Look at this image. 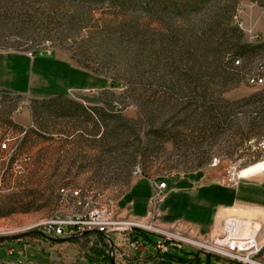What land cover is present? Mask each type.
I'll return each mask as SVG.
<instances>
[{"label": "rangeland", "instance_id": "1", "mask_svg": "<svg viewBox=\"0 0 264 264\" xmlns=\"http://www.w3.org/2000/svg\"><path fill=\"white\" fill-rule=\"evenodd\" d=\"M143 2L144 0H131L129 6L133 11L127 13L129 19L137 18L140 24L148 21ZM251 4L256 5L250 0H240L235 21L241 29L246 28L242 22L243 11L248 12ZM113 6L107 2L102 6L100 3L93 4L96 8L94 16L76 34L77 31L68 29L67 21L65 22L75 10L64 0H14L8 4L5 0H0V83L13 84V87L6 89L23 93H11L0 88V238L35 232L42 229L39 225L45 220L71 221L79 211L83 213L79 206L60 200L61 188L81 190L88 206H92L85 212L94 213L96 210L103 211L106 203H118V199L124 194L119 202L120 208L132 204L133 212L141 214L143 212L138 209H145V199L149 195L146 213L135 216L143 217L150 210L155 184L163 182L169 190L171 183L183 179L190 180L195 185L218 182L231 186L224 183L230 168L235 167L240 173L256 164L264 165V128L247 127L243 123L232 128L222 126L219 134L213 138L207 135L201 138L180 129L179 136L173 141H152L148 144V127L141 117L138 90L137 95L128 93L129 84L123 75L124 67L114 62L102 65L103 55L96 50L102 35L107 31L111 32L114 24L123 19V14ZM17 20L26 24L13 25ZM244 41L255 44L258 39L252 33L250 39L244 35ZM81 52L85 53V57H82ZM76 60L88 68L82 69ZM259 62H264V53L250 62L245 72H255ZM110 82L118 83L117 87L111 88ZM72 85L94 89L71 91L67 99L86 110L101 108L105 111H119L124 120L135 128L141 143L136 135H130V151L124 149L119 157H111L104 152L101 142H98L103 127L93 137L96 130L90 122L68 120L44 113L38 115L37 110L32 115L30 109L33 100L46 99L55 95L53 93H65ZM263 86L249 85L243 77L223 97L229 101L240 100L263 92ZM240 106L242 107L238 111L250 110L244 103ZM10 122L16 126H12ZM78 127L84 130L83 135L78 133ZM239 128L242 129V135L238 134ZM245 135L250 136L249 139L243 140L242 136ZM4 144L6 148H3ZM131 152L136 156V161L125 180L129 160L126 155ZM137 168L141 172L139 177L149 179L152 184L134 177ZM135 178V185L128 191ZM183 196L180 193L172 194L171 202L166 204L172 208L171 212L166 209V205L159 207V212L166 213L164 220L183 217L180 205ZM237 216L247 220L251 229L260 230L259 238L263 241L262 215ZM229 222L237 228L236 221ZM159 223L163 226L154 229L161 228L176 234L175 236L201 241L183 234L178 227L164 225L161 214ZM176 223L184 227L193 226L182 221ZM231 224L227 226L233 228ZM221 227L222 224V232L225 226ZM202 228L204 233L206 224ZM96 234L108 242L104 234L95 231L60 243L28 234L20 238V241L14 239L0 242V260L15 263L21 258L23 264H90L88 259L92 253L89 247L100 241ZM111 238L114 242L121 243L117 237ZM152 240L156 241V237L152 236ZM108 245L110 249L109 242ZM10 247L14 248L15 253L9 257L6 249ZM121 247H126L125 257H129V254L135 256L134 250L127 249V246ZM145 250L150 255L156 253L150 244L145 246ZM118 252L115 251L116 264H123ZM174 252L180 254L178 250ZM136 256L142 257L139 264H157L144 255ZM209 264L239 263L211 256Z\"/></svg>", "mask_w": 264, "mask_h": 264}, {"label": "trees", "instance_id": "2", "mask_svg": "<svg viewBox=\"0 0 264 264\" xmlns=\"http://www.w3.org/2000/svg\"><path fill=\"white\" fill-rule=\"evenodd\" d=\"M11 1L14 0H5L7 4ZM64 1L75 10L65 22L68 29L77 31L76 34L94 16L96 8L93 4L100 3L102 6L107 2L123 14V19L114 24L111 32L102 35L96 50L103 55L102 65L114 62L124 67L128 93L137 95L138 90L141 117L148 127V144L152 141H173L179 136L180 129L201 138L204 135L213 138L222 126L232 128L243 123L247 127L264 128V88L263 92L236 101L223 97L243 77L246 79L248 74L245 70L250 62L264 53V41L259 40L255 44L244 41V32L235 21L240 0H144L148 21L143 24L137 18H128L127 13L133 11L129 6L131 0ZM250 1L264 8V0ZM7 18L9 20V16ZM25 24L17 20L13 25ZM152 24H157V27ZM84 54H81L82 57H85ZM76 61L82 69L88 68ZM117 85L110 82L111 88ZM67 97L56 95L33 100L32 115L37 110L38 115L44 113L90 122L96 130L93 137L103 127L98 142L111 157H119L124 149L130 151V135H136L141 143L135 128L124 120L119 111L101 108L86 110ZM242 103L250 110L238 111ZM10 124L16 126L12 122ZM239 130L238 134L242 135V129ZM77 131L82 135L85 133L81 127ZM249 137L242 136L243 140ZM126 157L129 160L125 180L136 161L132 152ZM96 235L100 241L89 247L92 255L88 261L110 264L108 242ZM152 236L144 232L131 234L132 239L143 245H152ZM174 251L151 256L159 264H209L211 257L210 254L185 248L178 249L180 254Z\"/></svg>", "mask_w": 264, "mask_h": 264}, {"label": "built area", "instance_id": "3", "mask_svg": "<svg viewBox=\"0 0 264 264\" xmlns=\"http://www.w3.org/2000/svg\"><path fill=\"white\" fill-rule=\"evenodd\" d=\"M258 39V37L256 36ZM259 40V39H258ZM239 64V61H236ZM246 82L252 86L264 85V62H259L256 66L255 72L250 73L246 77ZM6 145L4 144V147ZM141 176L140 169L137 168L134 177ZM240 179L238 170L235 167L227 171L224 183L234 186ZM154 196L151 199V207L146 216L135 217L130 212H122L118 203L109 202L104 205V211L85 212L89 207L85 196L81 190H71L69 188H61L59 190L60 200L62 202L79 206L77 216L74 220L63 221L53 220L52 222L43 223L42 229L38 230L48 235L49 237L68 239L74 237H81L86 232L95 231L102 233L108 237H118L121 246H127V249L139 252V255H144V246L138 241L131 238L134 232H144L156 237L153 242V247L156 253L165 254L171 250H178L181 248L199 251L202 253L210 254L217 258H222L231 262L239 264H264V239L260 240V230H253L247 220L238 217L226 218L225 221H236L237 232H219L216 235H203L201 236L197 231L190 227H184L180 223H173L170 225L172 228L178 227L183 234L193 236L200 239V242L195 240L185 239L176 234L166 232L158 226H163L159 223V203L164 198V191L166 189L165 183L154 185ZM90 210V209H89ZM159 224V225H157ZM27 234H33L27 233ZM15 237V236H14ZM112 239V238H111ZM19 240L20 239H15ZM114 246L116 243L112 239ZM118 249V255L123 256L122 250ZM116 251V250H115ZM19 252V251H18ZM15 253L14 248H7V256H13ZM21 253V252H19ZM0 264H23L21 258H18L15 263H9L0 260ZM159 264V263H157Z\"/></svg>", "mask_w": 264, "mask_h": 264}, {"label": "crops", "instance_id": "4", "mask_svg": "<svg viewBox=\"0 0 264 264\" xmlns=\"http://www.w3.org/2000/svg\"><path fill=\"white\" fill-rule=\"evenodd\" d=\"M243 13L244 14H243L242 22L243 25H245V27L247 28L246 29L242 27L245 37L246 38L248 37L250 39V36L253 33L255 34V36L258 37L259 40L264 41V8L251 4L250 10H248V12L243 11ZM68 65L72 68H77L75 66H72L71 64ZM8 87H13V84L0 83L1 89H6ZM93 89L94 88H90L84 85H72L67 88V92L53 93L55 95H51V96L68 95L69 92L71 91H83V90H93ZM95 89H101V88H95ZM15 92L23 94L18 90ZM240 176L242 179H240V181L234 186H227L218 182H209L205 184L195 185V184H191L190 180H183V179L171 183L172 186L169 190L166 187V190L164 192V198L159 203V207L161 205L165 206L168 203V201L171 202L172 194L180 193L184 195L183 198L181 199L182 201H180L181 210L183 209V213L181 214V216L183 215V217H180L177 220L168 221L163 219L166 216V213L160 212L162 223L166 226H170L171 224L176 223V221H182L190 225L193 224V226L191 227L200 234L216 235L220 232V226L226 218L229 217L242 218L237 216V214L249 215L254 217H260L262 215L264 217V172L240 174ZM139 178L144 179L149 184L150 183L152 184V182L145 177H139ZM136 181L137 178L133 180L128 191L131 190L133 185H135ZM123 195L118 199L119 208H120L119 202L120 199L123 197ZM149 198L150 197L148 195V197L145 199L146 202V204L144 205L145 209L142 208L138 209L139 212H143L141 214L133 212L134 207L132 206V204H129L127 205V207L120 209L124 213L130 212L133 216H141L147 210V205L148 202L150 201ZM168 206L166 205V209L169 212H171L172 208ZM205 224L207 226V229L204 231V233H202V230H204L202 226ZM230 224L231 223L229 221H225V224H222L221 229L224 226L226 227V225H230ZM231 226L233 227L234 230L237 229L235 225L231 224ZM116 245L120 248V244L116 243ZM142 246H144V252H143L144 256L148 257V260L154 262L153 257L151 256L152 254L150 255L146 253L145 250L146 245L142 244ZM118 250L120 251L121 248ZM122 251H123L122 252L123 256H119V257L122 258L121 260L123 261L122 262L123 264H139V261L142 260V257L136 256V254L139 255V252L137 251H135V256L129 254V257H125L127 250L123 249ZM116 260L117 259L115 258V264H116ZM90 264H105V263L96 262Z\"/></svg>", "mask_w": 264, "mask_h": 264}, {"label": "water", "instance_id": "5", "mask_svg": "<svg viewBox=\"0 0 264 264\" xmlns=\"http://www.w3.org/2000/svg\"><path fill=\"white\" fill-rule=\"evenodd\" d=\"M33 234H36V235H39L41 236L42 238H45V239H49L51 241H55V242H66V241H69L70 238L68 239H55V238H51L49 236H47L46 234H44L43 232L41 231H35V232H32ZM28 234H23V235H20V236H15V237H1L0 238V242H5V241H10V240H14V239H20L22 237H25L27 236ZM108 242L110 243V249H109V260H110V264H115V258L113 257V254H112V251H113V242H112V239L108 236H104Z\"/></svg>", "mask_w": 264, "mask_h": 264}, {"label": "bare ground", "instance_id": "6", "mask_svg": "<svg viewBox=\"0 0 264 264\" xmlns=\"http://www.w3.org/2000/svg\"><path fill=\"white\" fill-rule=\"evenodd\" d=\"M264 171V165L263 164H256V165H253V166H250L246 169H243L240 171L239 175L240 174H248V173H254V172H263ZM104 211V210H103ZM53 220H45L44 222H42L39 226H42L43 223H47V222H52ZM235 232V230L233 228H231L230 226H227L223 229L222 232ZM110 244V243H109ZM117 249H120L118 246H114L113 245V251H112V254H113V257H115V250Z\"/></svg>", "mask_w": 264, "mask_h": 264}]
</instances>
